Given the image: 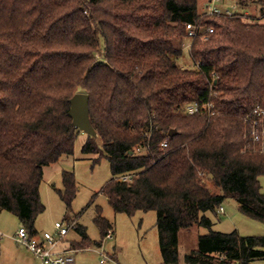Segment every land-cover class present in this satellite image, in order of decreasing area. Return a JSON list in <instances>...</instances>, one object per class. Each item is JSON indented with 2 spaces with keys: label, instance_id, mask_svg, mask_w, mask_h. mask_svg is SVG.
I'll use <instances>...</instances> for the list:
<instances>
[{
  "label": "trees",
  "instance_id": "trees-1",
  "mask_svg": "<svg viewBox=\"0 0 264 264\" xmlns=\"http://www.w3.org/2000/svg\"><path fill=\"white\" fill-rule=\"evenodd\" d=\"M203 2L0 0V213L38 236L44 169L74 155L82 131L70 100L84 92L98 137L88 135L83 152L111 163L102 193L116 213L157 214L165 264L179 263L180 233L196 227L209 233L185 264L264 259V236L215 232L207 216L231 199L264 223V155L246 125L264 109V0H236L232 17L205 16ZM253 5L259 18L245 15ZM188 24L215 33L192 40ZM185 50L194 67L179 64ZM209 102L214 116L184 113ZM128 174L133 181H118ZM62 178L71 209L77 178ZM95 224L101 241L77 224L76 249L103 245L113 226L102 214Z\"/></svg>",
  "mask_w": 264,
  "mask_h": 264
},
{
  "label": "rangeland",
  "instance_id": "rangeland-1",
  "mask_svg": "<svg viewBox=\"0 0 264 264\" xmlns=\"http://www.w3.org/2000/svg\"><path fill=\"white\" fill-rule=\"evenodd\" d=\"M219 0L224 10H232L236 6V0ZM207 0L203 2L204 11ZM224 3V4H222ZM260 5H253L246 16L260 17ZM183 67H194L189 51L180 59ZM88 135L81 132L75 144V153L65 157L56 164L44 169L43 182L40 188L42 202L45 207L36 220L35 226L40 233H56L55 223L60 222L70 228L69 234L63 239L62 248L69 243L82 241L75 220L86 228L89 238L101 241L100 228L95 220L100 214L106 218L115 231L112 239H105L102 247L95 244L88 250L77 251L74 255L77 264H165L161 253L160 238L157 226V214L155 212L137 213L128 217L123 213H116L109 203V198L102 193L105 185L112 180L111 163L107 158H99L96 154H86L83 146ZM72 172L77 178V198L69 209L60 192L64 190L62 174ZM264 189V178L261 179ZM225 214L207 213L213 222L212 230L219 233H232L237 231L242 236H264V223L251 220L239 211V205L231 199L222 204ZM71 219H74L70 221ZM73 223V224H72ZM19 219L8 211L0 213V232L6 235L3 242L7 245L0 248V264H43L39 257L32 254L26 247L20 246L11 237H16L21 229ZM209 229L191 228L180 233L178 248L179 263L185 264V258L192 249L198 247L200 235H207ZM76 248V247H75ZM102 252V254H100ZM108 257V258H107ZM106 259L103 262V259ZM253 264H264V259L256 260Z\"/></svg>",
  "mask_w": 264,
  "mask_h": 264
},
{
  "label": "built area",
  "instance_id": "built-area-1",
  "mask_svg": "<svg viewBox=\"0 0 264 264\" xmlns=\"http://www.w3.org/2000/svg\"><path fill=\"white\" fill-rule=\"evenodd\" d=\"M204 9L205 16H226L232 17L234 14L235 8L232 10H224L219 4V0H209L206 3ZM188 36L193 40L197 37H203L204 41H208L211 34L215 33L214 28H209L204 30L203 27L197 26L195 24L187 25ZM190 49L191 43H186L184 49ZM215 104L214 103H189L184 110V113L187 115H197L208 113L210 116H214ZM246 125L249 130V137L252 143H254V150L262 155H264V109L260 105H256L253 109V116L247 120ZM164 147L168 145L166 143L162 144ZM141 152L142 150H138ZM135 175L128 174L120 176L118 178L119 182H128L133 181ZM220 213H225L224 208L220 209ZM73 224V223H72ZM56 233H44L41 237H31L28 230L25 227H21L18 234L14 238L19 245L26 247L32 254L36 257H39L43 264H76L77 259L74 255L77 251L76 249L60 250V245L63 239L67 236L70 231V228L63 225L60 222L55 223ZM74 226H76L74 224ZM5 236L0 232V239H3ZM113 231H108L105 239H112ZM102 254V252H100ZM108 258V257H107ZM102 261L105 262L106 259Z\"/></svg>",
  "mask_w": 264,
  "mask_h": 264
},
{
  "label": "water",
  "instance_id": "water-1",
  "mask_svg": "<svg viewBox=\"0 0 264 264\" xmlns=\"http://www.w3.org/2000/svg\"><path fill=\"white\" fill-rule=\"evenodd\" d=\"M89 94L79 92L75 94L71 101V109L69 116L73 119V126L94 138L98 137L97 131L93 128L90 116V100ZM176 134V131L170 132V137Z\"/></svg>",
  "mask_w": 264,
  "mask_h": 264
},
{
  "label": "crops",
  "instance_id": "crops-1",
  "mask_svg": "<svg viewBox=\"0 0 264 264\" xmlns=\"http://www.w3.org/2000/svg\"><path fill=\"white\" fill-rule=\"evenodd\" d=\"M223 208H224V206H222ZM224 210H225V208H224ZM226 213V212H225ZM224 213V214H225ZM72 220H74V219H71L70 221H72ZM73 223H75V225L77 226V224H78V221L77 220H75ZM78 225H80V224H78ZM39 231V230H38ZM112 231H113V235H114V233H115V231L112 229ZM69 234V233H68ZM67 234V235H68ZM43 234L42 233H40L39 232V234H38V236H42ZM5 237H6V235H4ZM5 237L3 238V239H0V248H2L3 246H5V245H7L5 242H3V240L5 239ZM13 240H14V238L15 237H11ZM64 240H65V238H64ZM15 241V240H14ZM78 242H81V241H76V242H73V243H69L68 245H65V246H63L62 248L60 247V250H68V249H76L75 247H74V245H75V243H78ZM62 245V244H61ZM92 247V245L91 246H89V247H85V248H87V249H83V250H88V249H90ZM99 247H102V246H99ZM76 250H79V251H83L82 249H76ZM76 264H77V262H76Z\"/></svg>",
  "mask_w": 264,
  "mask_h": 264
}]
</instances>
